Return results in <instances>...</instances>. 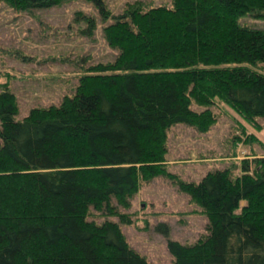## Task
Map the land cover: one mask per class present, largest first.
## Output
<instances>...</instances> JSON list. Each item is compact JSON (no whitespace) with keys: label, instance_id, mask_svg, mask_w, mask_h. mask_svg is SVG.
<instances>
[{"label":"trees","instance_id":"1","mask_svg":"<svg viewBox=\"0 0 264 264\" xmlns=\"http://www.w3.org/2000/svg\"><path fill=\"white\" fill-rule=\"evenodd\" d=\"M18 10L68 0H1ZM98 9L113 60L79 74L74 94L34 106L21 119L17 96L0 73V264H151L134 250L114 215L142 179L169 175L207 216V234L168 239L172 264H264V155L241 173L209 170L198 182L167 169L168 129L183 122L207 131L215 99L255 127L264 117V0H172ZM92 35L96 21L86 16ZM205 106L202 110L192 105ZM252 138V135H248ZM120 220L131 219L118 214ZM168 227L160 223L158 228Z\"/></svg>","mask_w":264,"mask_h":264},{"label":"rangeland","instance_id":"2","mask_svg":"<svg viewBox=\"0 0 264 264\" xmlns=\"http://www.w3.org/2000/svg\"><path fill=\"white\" fill-rule=\"evenodd\" d=\"M113 13L122 12L137 0H104ZM149 5H170L172 0H138ZM92 16L96 27L88 36L85 29ZM97 7L86 0H68L46 8L18 10L0 0V73L17 96L23 118L34 106L59 104L65 95L74 94L79 74L97 62L113 60L117 49L109 46ZM241 23L264 29V19L244 15ZM257 68L264 72V62ZM194 107L200 110L205 106ZM216 121L207 131L178 122L168 129L167 169L178 179L198 182L206 172L229 168L241 173L245 159L264 155V117L247 121L230 104L218 98L211 105ZM248 135H252L250 138ZM114 215L90 209L89 219L119 223L129 245L151 264H172L168 239L192 244L207 234V216L187 192L169 175L142 179L128 206L112 201ZM118 214L131 219L120 220ZM160 223L168 227L158 228Z\"/></svg>","mask_w":264,"mask_h":264}]
</instances>
